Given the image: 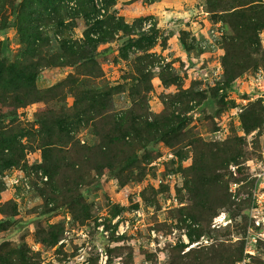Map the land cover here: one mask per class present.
<instances>
[{
	"label": "rangeland",
	"instance_id": "rangeland-1",
	"mask_svg": "<svg viewBox=\"0 0 264 264\" xmlns=\"http://www.w3.org/2000/svg\"><path fill=\"white\" fill-rule=\"evenodd\" d=\"M21 1L0 0V65L16 73ZM109 2L63 1L81 12L56 39L113 37L88 63L0 74V264H235L264 204V105L248 83L264 74V2ZM235 9L251 16L242 45Z\"/></svg>",
	"mask_w": 264,
	"mask_h": 264
},
{
	"label": "trees",
	"instance_id": "trees-1",
	"mask_svg": "<svg viewBox=\"0 0 264 264\" xmlns=\"http://www.w3.org/2000/svg\"><path fill=\"white\" fill-rule=\"evenodd\" d=\"M63 1L64 0H22L18 4L15 12V27L22 46L20 58L16 60L19 71L16 73L15 68L12 66L5 68V65H0V74H4L5 72L12 73L13 76H18L19 74V77L25 82H31L37 78L39 69H41L42 66L57 65L62 67L65 65L77 66L88 63L95 55L93 52L94 49L99 44L113 38L111 35L107 38H104V36L92 38L89 36V31H85L80 45L68 43L64 38L60 40L56 39V35L62 33L59 27H69L72 29L76 25L75 19L79 15L78 12L84 11L85 4L87 5L88 3L89 6L90 3V0H75L78 6L79 4L81 5L82 10L73 11L72 14H70ZM109 1V3H114V0ZM234 1L236 0H218V4L221 7H228V4ZM248 2L249 0H238L239 4L237 6L245 5ZM218 4L217 6H219ZM243 9H235L226 13L227 15H224L226 22L230 25L231 31L233 32L232 39H238L239 35H237V33L242 31L251 20V16L246 12L247 9ZM251 9L253 15L255 9L253 7H251ZM84 13L86 14V11H84ZM8 21V17L2 13L1 9L0 29H5ZM222 22L224 25L226 24L224 21ZM239 41L241 44L238 43V45H242L249 42V39L240 37ZM54 43L56 46H54ZM230 46H234V41L230 42L229 47ZM54 47L58 50L56 54L51 53V49ZM16 63L13 65L14 67H16ZM235 76L236 75L231 77L228 76V80L232 81ZM224 80L225 76L223 75V81ZM73 82L82 84L83 80L75 79ZM258 101L260 102V100ZM260 253H264L262 244L258 245V250L251 256L249 264H252V260ZM240 258L241 256H239L236 262Z\"/></svg>",
	"mask_w": 264,
	"mask_h": 264
},
{
	"label": "built area",
	"instance_id": "built-area-1",
	"mask_svg": "<svg viewBox=\"0 0 264 264\" xmlns=\"http://www.w3.org/2000/svg\"><path fill=\"white\" fill-rule=\"evenodd\" d=\"M262 1L264 2V0ZM248 83L251 86V90L255 93V97L260 98L264 105V74H256L255 76L250 77ZM5 178H7L10 184H17L19 178L20 181H25V178H23L22 175L18 174L17 176H12L9 172L6 173ZM23 184L26 185V182ZM261 199V196L257 195L255 198L256 202H254L253 206L250 208V223L245 237L246 248L244 249L241 258L235 264H249L251 256L256 253V243L258 241L261 242L264 248V204ZM119 231L118 227V232Z\"/></svg>",
	"mask_w": 264,
	"mask_h": 264
}]
</instances>
